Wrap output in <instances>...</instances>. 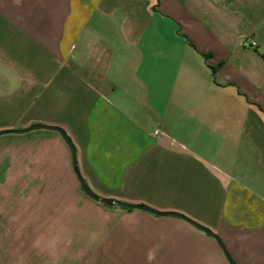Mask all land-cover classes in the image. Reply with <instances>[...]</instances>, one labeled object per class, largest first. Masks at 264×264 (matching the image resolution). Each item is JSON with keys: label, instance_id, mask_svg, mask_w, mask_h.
I'll return each instance as SVG.
<instances>
[{"label": "crops", "instance_id": "crops-1", "mask_svg": "<svg viewBox=\"0 0 264 264\" xmlns=\"http://www.w3.org/2000/svg\"><path fill=\"white\" fill-rule=\"evenodd\" d=\"M263 55L264 0H0V132L187 218L1 135L72 186L80 264H264Z\"/></svg>", "mask_w": 264, "mask_h": 264}, {"label": "rangeland", "instance_id": "rangeland-1", "mask_svg": "<svg viewBox=\"0 0 264 264\" xmlns=\"http://www.w3.org/2000/svg\"><path fill=\"white\" fill-rule=\"evenodd\" d=\"M30 143L0 142V264H80L93 223L71 185L45 184L51 170L29 163Z\"/></svg>", "mask_w": 264, "mask_h": 264}, {"label": "water", "instance_id": "water-1", "mask_svg": "<svg viewBox=\"0 0 264 264\" xmlns=\"http://www.w3.org/2000/svg\"><path fill=\"white\" fill-rule=\"evenodd\" d=\"M39 129H45V130H51V131H56L58 132L61 137L63 138V140L66 142V144L69 146L71 153H72V157H73V170H74V174L80 184V187L82 189V191L84 192V194H86L89 198H91L92 200H94L97 203L109 206V207H114V206H120L122 208L125 209H138V210H143L149 213H152L154 215H158V216H167V215H173V216H179L181 218L187 219L179 214L176 213H170V212H159L157 210H154L152 208H149L148 206L145 205H134V204H129L126 202H121V201H117V200H113V199H108V198H104L101 197L99 195H97L90 187L89 185L86 183V181L83 179V177L81 176V173L78 169L77 166V160H76V150L75 147L70 139V137L66 134V132L58 127H52V126H44V125H34L31 126L29 128L23 129V130H15V131H3L0 132V136L1 135H5V134H10V133H14V134H24V133H28L30 131H34V130H39ZM195 226L197 228H199L200 230L204 231L206 234H208L209 236L215 237V235L209 231L208 229L202 227L201 225H198L196 223H194ZM217 238V237H215ZM219 244L221 245V247L224 250L225 255L227 256V258L229 259V261L231 262V264H235L231 258L229 257V255L227 254L225 248L223 247L221 241L219 239H217Z\"/></svg>", "mask_w": 264, "mask_h": 264}, {"label": "built area", "instance_id": "built-area-1", "mask_svg": "<svg viewBox=\"0 0 264 264\" xmlns=\"http://www.w3.org/2000/svg\"><path fill=\"white\" fill-rule=\"evenodd\" d=\"M252 46H255L256 45V43L255 42H252V44H251Z\"/></svg>", "mask_w": 264, "mask_h": 264}, {"label": "trees", "instance_id": "trees-1", "mask_svg": "<svg viewBox=\"0 0 264 264\" xmlns=\"http://www.w3.org/2000/svg\"><path fill=\"white\" fill-rule=\"evenodd\" d=\"M264 56V55H263Z\"/></svg>", "mask_w": 264, "mask_h": 264}]
</instances>
